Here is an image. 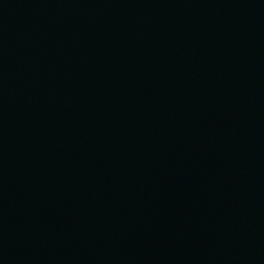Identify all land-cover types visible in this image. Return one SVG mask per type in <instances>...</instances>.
Here are the masks:
<instances>
[{"label": "water", "instance_id": "1", "mask_svg": "<svg viewBox=\"0 0 264 264\" xmlns=\"http://www.w3.org/2000/svg\"><path fill=\"white\" fill-rule=\"evenodd\" d=\"M0 264H264V0H0Z\"/></svg>", "mask_w": 264, "mask_h": 264}]
</instances>
